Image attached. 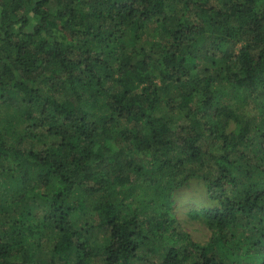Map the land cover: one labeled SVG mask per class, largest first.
<instances>
[{"label":"trees","instance_id":"trees-1","mask_svg":"<svg viewBox=\"0 0 264 264\" xmlns=\"http://www.w3.org/2000/svg\"><path fill=\"white\" fill-rule=\"evenodd\" d=\"M148 259L264 264V0H0V264Z\"/></svg>","mask_w":264,"mask_h":264},{"label":"rangeland","instance_id":"rangeland-1","mask_svg":"<svg viewBox=\"0 0 264 264\" xmlns=\"http://www.w3.org/2000/svg\"><path fill=\"white\" fill-rule=\"evenodd\" d=\"M204 184L193 181L180 188L172 198L171 205L185 230L190 231L194 239L206 242L211 230L201 219H191L189 211L211 206ZM142 264H154L153 259L144 260Z\"/></svg>","mask_w":264,"mask_h":264}]
</instances>
